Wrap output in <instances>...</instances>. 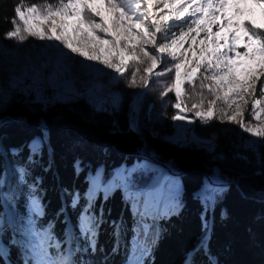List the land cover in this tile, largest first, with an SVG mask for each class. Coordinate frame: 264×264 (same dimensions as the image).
Listing matches in <instances>:
<instances>
[{
	"label": "trees",
	"instance_id": "16d2710c",
	"mask_svg": "<svg viewBox=\"0 0 264 264\" xmlns=\"http://www.w3.org/2000/svg\"><path fill=\"white\" fill-rule=\"evenodd\" d=\"M45 2L55 0H24L22 8ZM20 3L0 0V39ZM135 115L131 102L97 109L86 98L12 95L0 120L27 123L0 127V244L7 248L0 264H33L6 224L1 187L8 162L24 172L14 214L31 217L33 230L46 237L43 252H66L71 224L75 264H264V140L258 149L244 148L222 135L213 151L186 147L152 134L145 122L134 130ZM35 197L40 217L30 208ZM84 207L97 221L95 251L78 235Z\"/></svg>",
	"mask_w": 264,
	"mask_h": 264
},
{
	"label": "snow or ice",
	"instance_id": "6c2138e0",
	"mask_svg": "<svg viewBox=\"0 0 264 264\" xmlns=\"http://www.w3.org/2000/svg\"><path fill=\"white\" fill-rule=\"evenodd\" d=\"M242 2L246 3L247 0H55L54 3L45 2L42 5L29 4L22 10L24 0H21L20 4L14 6L15 15L10 21L12 27L5 33V39L24 41L28 36H32L42 41H59L57 47L62 45L64 49L87 61H99L132 85L137 83V73L140 69L133 68L129 76L125 77L124 73L129 65L123 62L124 54H128L133 65L142 63L146 58L149 63L144 69L145 76L141 77L145 87L153 76H163L167 72H173L174 69L173 77L164 85L166 90L162 95H167V92L175 89L179 101L185 79L195 86L197 72L202 65L197 63L191 66V70L185 71L182 77L181 69L186 65L183 60H178L177 52L182 47V41L190 33L196 34L192 37V42L195 43L196 36L203 31L205 36L200 43H210L211 47L201 49V59L206 61L203 67L211 74L201 73L200 88L206 89L216 99L208 102L206 113L197 114L205 121L211 119L216 100L223 99L229 109L233 105L235 109L230 116L224 109H219L222 116H227L230 122L239 124L242 131L250 133L253 138H264V33L258 34L251 23L245 25L234 23V18L227 14L230 7H236V14L240 15L238 5ZM253 2L264 7V0H253ZM97 3H102L107 8L111 14V24L95 6ZM142 4L144 11L140 10ZM154 5L159 7L161 13H164L165 9L169 11L157 17L153 12ZM33 14L52 21L51 24L40 26L48 28L49 31H33L28 26ZM185 15L187 19H184ZM61 16L64 19L59 18ZM17 17L23 21V29L17 24ZM182 20L183 22L180 23ZM241 27L244 28V35L248 40L243 52L237 47L242 39L239 34ZM85 28L91 30L89 33L91 39L89 35H84ZM213 28L218 31L214 32ZM233 28L237 31H232ZM104 45L109 46V53L115 52L119 55L114 59L102 58L97 49ZM222 48L224 51H221ZM253 48L255 51H252ZM257 56L262 59L256 67H249L239 62L241 59L255 61ZM116 60L120 62L117 63ZM160 65L163 67L159 71H154ZM249 102H251L252 118L259 121L255 126H250V122H245L243 119L244 106ZM174 107L180 108V104L176 103ZM192 107H202V104H194ZM181 118V116L172 117L174 120ZM248 143L249 147L253 146L252 142ZM21 174H23L22 170ZM76 202L77 200L74 199V204ZM31 204L33 213L39 215L38 202L33 199ZM96 227L97 221L94 216L82 214L80 232L89 242L92 251L96 250ZM6 252V246L0 244V258H4ZM32 254L35 258L34 264H73L70 256H61L57 260H52L46 251L41 257L35 249H32ZM5 264H7L6 260ZM25 264H29V261L26 260Z\"/></svg>",
	"mask_w": 264,
	"mask_h": 264
},
{
	"label": "rangeland",
	"instance_id": "374dc122",
	"mask_svg": "<svg viewBox=\"0 0 264 264\" xmlns=\"http://www.w3.org/2000/svg\"><path fill=\"white\" fill-rule=\"evenodd\" d=\"M95 6L111 24V14L107 8L102 3H97ZM238 7L240 15L236 14V7H230L227 12L228 15L234 18V23L245 25L247 22H252L264 28V7L254 3L253 0H247L246 3L242 2ZM140 10L144 11L143 4ZM168 11L169 9H165L164 13H161L158 6L154 5L153 7V12L157 17L164 15ZM42 17L33 14L28 22L37 23ZM186 17L187 15L184 18ZM59 18L64 19L62 16ZM16 22L23 29V21L17 17ZM69 22L71 21L69 20ZM51 23L52 21H49L46 25ZM47 29L42 27V32ZM213 31H218V29L213 28ZM232 31H237V29L233 28ZM22 34L26 35V33ZM239 34L242 39L237 47L243 52L244 45L248 43L243 27L239 29ZM195 35V33H190L182 41V47L177 52L178 60H183L186 65L184 69H181L182 77L185 71L191 70V66L200 63L202 67L197 72L195 86L189 84L187 79H185V85L179 101H177L175 89L167 92V95H162V92L166 90L164 85L173 77L174 69L173 72H167L163 76H153L148 86L145 87L141 77L145 76L144 69L149 63L146 58L142 63L133 65L132 59L126 53L128 58L123 59V62L129 65V68L125 71L124 76H129V73L135 67L140 69L137 73V83L132 85L124 77H121L99 61H87L83 57L72 54L68 49L57 47V42L56 44H48L45 40L42 41L32 36H28L24 41L5 39L4 37L0 39V112L10 104L12 95L16 93H22L26 96L33 93L38 100L43 102L49 100L70 102L78 98H86L97 109L112 107L120 110L131 102L133 111L136 113L134 117L135 125L145 122L152 134L163 137L175 144L186 147H200L213 151L217 144V137L225 135L236 140L244 148L258 149L264 138H253L250 133L243 132L239 124L230 122L227 116H222L219 111V109H224L230 116L233 114L235 105L229 109L223 99H220L216 100L215 110L211 119L205 121L197 114L198 112L206 113L209 107L208 102L215 100L216 97L206 89L200 88L201 73L211 74L210 71L203 67L206 61L201 59V49L210 48L211 45L210 43H200V40L205 36L203 31L200 32L199 36H196V42L193 43L192 37ZM133 38L135 39V37ZM108 48L109 46L97 49L102 58L114 59L119 55L115 52L109 53ZM221 51H224V49L222 48ZM252 51H255V48ZM261 59L260 56H257L255 61L241 59L239 62L249 67H256ZM116 62L119 63L120 61L116 60ZM162 67L163 65H160L154 71H159ZM135 99L138 100V109L135 106ZM246 99L248 98L246 97ZM176 103L180 104V108L174 107ZM194 104H202V107L193 108ZM244 109V121L250 122V126L257 125L259 121L254 120L250 114L251 102L245 105ZM173 116H181L182 118L174 120L172 119ZM248 142H252L253 146L249 147ZM21 170L23 172L22 168L15 171L14 167L8 162L7 173L2 180V183H6V185L3 184L1 187V197L8 218L6 224L10 227L15 224L13 228H15L16 236L13 237V240L17 241L16 243L22 248V253L26 250L33 256L32 249H35L41 256L42 250L45 249L44 240L46 237L44 235L40 236L32 229L31 217H26V219L22 217L15 218L13 215L14 211L12 212L13 203L19 198V183L24 181V172L21 174ZM8 173L9 176L7 178ZM17 174L19 175L18 178ZM13 177L17 178V182ZM12 180V186L14 188L16 186V189L10 195L8 186H10L9 183ZM33 199L39 204L40 214L37 216L40 217L43 215L41 202L36 197L32 198L31 201ZM30 208L33 212L31 202ZM138 209V211L141 210L140 207ZM84 213H87V207L80 211L78 218V235L82 238L84 236L80 232V223ZM12 216L14 220H10V223H8ZM22 220L27 225L22 226ZM73 232L72 226L70 227L69 225L66 252L57 254V257L58 259L61 256L67 257L66 254L69 251L73 257L71 260L75 264L74 250L71 246V234ZM52 246L56 250L60 249L57 241ZM47 254L49 257L51 256L49 253ZM33 258L31 257L34 261Z\"/></svg>",
	"mask_w": 264,
	"mask_h": 264
},
{
	"label": "bare ground",
	"instance_id": "6f19581e",
	"mask_svg": "<svg viewBox=\"0 0 264 264\" xmlns=\"http://www.w3.org/2000/svg\"><path fill=\"white\" fill-rule=\"evenodd\" d=\"M97 19H99V18H97ZM49 21H51L50 19H48V18H45V17H42V19L39 21V22H37V23H33V22H28V26L29 27H31V29L33 30V31H38V32H42V27H40L41 25H46ZM44 28V27H43ZM47 31H49L48 29L47 30H45L44 32H47ZM57 32L59 31L58 29L56 30ZM90 29H88V28H85L84 29V35H89V33H90ZM73 35V38H75V34L73 33L72 34ZM101 35H103V34H101ZM82 38V37H81ZM89 38L91 39L92 37L89 35ZM40 40V39H39ZM44 41V40H43ZM46 41V40H45ZM48 44H56V42H57V45H59V41H56V40H52V41H46ZM60 47H63L62 45H60ZM102 47H108V45H104V46H102ZM128 58V56H127V54L125 53L124 54V56H123V59H127ZM19 172V171H18ZM18 174H17V178H18ZM14 178V177H13ZM17 178L15 177L14 179L16 180V182H17ZM12 182H13V180L12 181H10V186H8V190H9V194L11 195L12 194V191L14 190V189H16V186H15V188L12 186ZM15 193V192H14ZM11 216V215H10ZM10 220H14V217L12 216V217H10V219H9V221ZM70 223V222H69ZM15 225V224H14ZM14 225L12 226V227H14ZM70 227H71V224H70ZM34 242V241H33ZM60 247V246H59ZM24 250H25V248H24ZM44 250H42V252H41V257L43 256V254H44V252H43ZM60 253H62V252H60ZM25 255L26 256H28V257H32L33 258V256L31 255V254H29L26 250H25ZM67 257H69L70 256V258H73L72 257V254H71V252H67ZM51 257V259L52 260H57L58 259V257H57V255H53V256H50ZM33 259H35V258H33ZM33 263H34V261H33Z\"/></svg>",
	"mask_w": 264,
	"mask_h": 264
},
{
	"label": "water",
	"instance_id": "95a60500",
	"mask_svg": "<svg viewBox=\"0 0 264 264\" xmlns=\"http://www.w3.org/2000/svg\"><path fill=\"white\" fill-rule=\"evenodd\" d=\"M6 121H9V122H11V123H21V124H26V123H27L26 120H25V119H22V118L7 117V118H4V119H1V120H0V127H1ZM133 125H134V126H133L134 130H137V129H136V125H135L134 122H133ZM73 130L79 133L78 130H75V129H73ZM141 155L144 156V157H146V158L151 159L152 161H154V162H156V163H160L159 161H157V160H155V159L149 157V156L144 152V150H143V153H142ZM165 169H166L169 173H171V174H173V175H175V176H177V175H183V174H176V173H174V172H173L168 166H165ZM211 183H212V185L215 186V187H224V186H226V185L223 184V183H218V182H215V181H213V180H211Z\"/></svg>",
	"mask_w": 264,
	"mask_h": 264
}]
</instances>
